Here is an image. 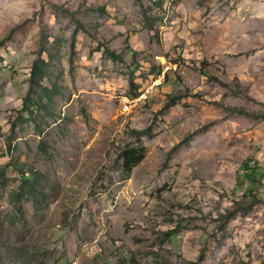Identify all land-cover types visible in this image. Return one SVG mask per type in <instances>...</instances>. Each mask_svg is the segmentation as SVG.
Wrapping results in <instances>:
<instances>
[{
	"label": "rangeland",
	"instance_id": "obj_1",
	"mask_svg": "<svg viewBox=\"0 0 264 264\" xmlns=\"http://www.w3.org/2000/svg\"><path fill=\"white\" fill-rule=\"evenodd\" d=\"M190 262L264 264V0H0V264Z\"/></svg>",
	"mask_w": 264,
	"mask_h": 264
},
{
	"label": "trees",
	"instance_id": "obj_2",
	"mask_svg": "<svg viewBox=\"0 0 264 264\" xmlns=\"http://www.w3.org/2000/svg\"><path fill=\"white\" fill-rule=\"evenodd\" d=\"M44 49H41L38 53V57L36 60L33 61L31 70H30V87L29 92L32 90V86H37L39 84V81H41L43 78L47 76V67L48 62H45L41 55L44 52ZM110 57H115V54L107 51L106 52ZM131 84L134 86V91L130 95L131 98H135L139 95V87L131 81ZM176 102V98L173 96H169L168 101L165 103L164 108H167L171 105H173ZM139 134V133H138ZM145 157V147L143 144H138L137 146H129L122 150L121 158H122V169L126 173V175H129L133 169L134 166L139 164ZM252 175V174H251ZM23 181L21 183V187L19 190L14 192V200L16 201V205L18 206V210L21 209V199H23L26 195V193H29L33 195L34 203H37L39 200V196L36 195L37 189V183L39 181L40 173L34 172L33 174L30 173L28 176L23 175ZM188 264H194V262H190Z\"/></svg>",
	"mask_w": 264,
	"mask_h": 264
},
{
	"label": "built area",
	"instance_id": "obj_3",
	"mask_svg": "<svg viewBox=\"0 0 264 264\" xmlns=\"http://www.w3.org/2000/svg\"><path fill=\"white\" fill-rule=\"evenodd\" d=\"M162 81L160 80H156L155 83L150 86L148 89H146L145 91H140L139 95L136 96L135 98H132V100H130V103H137L141 100L147 99L148 98V94L151 91V89L155 86V85H159Z\"/></svg>",
	"mask_w": 264,
	"mask_h": 264
}]
</instances>
